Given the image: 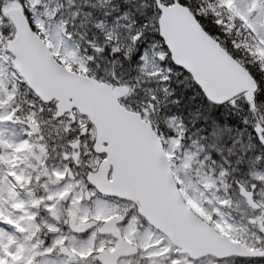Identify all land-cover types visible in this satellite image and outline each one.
Masks as SVG:
<instances>
[{
  "label": "rangeland",
  "instance_id": "1",
  "mask_svg": "<svg viewBox=\"0 0 264 264\" xmlns=\"http://www.w3.org/2000/svg\"><path fill=\"white\" fill-rule=\"evenodd\" d=\"M172 1L166 0L168 4L172 3ZM14 2V0H6L5 5H2V14L5 17L10 7L17 6V4L13 5ZM26 3L31 10L37 28L48 39L55 56L68 69H76L77 72L83 75L103 82L108 80L106 78L113 74L118 81L136 89L132 92L133 96L130 101L136 105L139 112L143 113L146 121L154 129H156L158 124L165 128L167 133L163 130V133L160 134L166 144L165 150L171 160L172 171L180 184V188L188 200L203 211L205 216L211 221L212 227L217 232L230 233V237L235 240L240 238L241 230L249 231L248 223L244 225L243 220L257 218V216L252 214L251 210L240 204L242 211L239 214L238 221L242 227H239V224H234V221L216 203L212 194L205 191L204 185H208V183L204 182L202 184L196 181L188 172L192 153L179 148L178 141L173 133V131H178V129H176V125L173 122H168L170 118L174 119V117V120L178 121L177 117L184 116L185 111L176 104L175 96L178 95L172 92L168 82L169 74L164 67L168 60L161 63V59L156 58L159 56L158 54H151L152 51L163 52L165 49L160 48V46L163 47L164 45H162L159 38L153 35L152 31L146 32V26L152 21L150 12L142 17L144 19V21L141 20L143 24L137 26L135 24L137 22L135 13L131 9L121 7L115 19L94 23V26L99 29L100 33H98L91 30V21L88 22V20L84 19L76 7L67 0H58L56 2H51L50 0H26ZM97 3L110 7H117L120 4L118 0H97ZM239 9L245 20L253 18L251 23L258 31L262 49H264V9L257 6L255 0H242ZM254 10H257V14L255 17H251V13ZM158 18L159 14L155 13L153 20H158ZM142 26L145 29H142ZM1 33L3 37L0 35V39L4 47L0 44V139L9 144L11 149L9 151L0 150V161L4 162L10 169L9 172L3 173L0 186V264L7 263L6 256L3 255L4 252H7L11 257L10 264L22 263L20 262L22 244L20 245V237H18L14 229V224L19 222V217L22 214V209L20 208L21 199L16 188L18 183L13 178L15 180H24L26 183L30 182L32 174L26 172L25 168L18 164L20 159L18 150L26 140L29 141L31 139H33L32 144L39 150L37 162L41 164L42 169L40 167L34 168L39 172V176L42 177L40 185L43 197H39L33 189H30L28 190L29 202L30 204H38V207L42 203L41 206L49 212V216L44 218L43 223L51 230V234H55H47V238H40L42 245L46 247L44 253H42L43 255H41L40 264H74L73 261L68 262L70 260L65 262L61 258L52 257L53 252L55 253L66 243V246H69L68 248L73 249L74 252L87 253L90 249V243L95 241L94 235L91 234L87 240L81 241L71 235L69 231L63 235L58 234L57 224L50 218V214L53 212L57 213L62 224L63 218L60 213V206L62 207V205H56L57 203L49 205L47 199L58 198L62 201L65 192L73 191L72 197L66 203L68 217L75 218L80 222L88 215L90 209L85 205L84 199L80 198V194L74 184L68 181L65 169L70 164H74L72 157L75 155L78 156V164L73 169L82 170L84 166H88L92 170L97 168L100 158L96 157L92 150L90 151V143L94 141L95 132L88 125L87 118L77 112H74L75 122H72L68 116L57 118L54 104L48 106L40 105L38 99L32 98L28 105H23L17 101L16 91L4 88L6 66L2 61V55L6 54V49L4 48L12 40L14 32L8 24L3 25L1 23ZM137 33L139 35L144 34L142 41L147 44V47L142 52L139 51L135 58L123 60L120 57L111 62V60L106 59V56L112 59L114 54L112 50L108 49V52L102 51L101 53L97 51L98 48L103 50L108 45V42L113 40L118 41L125 50L135 49L133 40ZM9 58L11 57L9 56ZM171 70L175 73L176 69L172 67ZM173 79H175V82H173L175 85L184 86L180 78L175 77ZM189 89L191 94L197 95L191 86ZM196 100L201 102L199 97ZM5 103L16 104L13 108L16 110L18 118L9 121L12 113L4 109L3 104ZM257 107L264 109V105L258 99ZM161 108H165L163 113H161ZM250 110L251 108L244 105L242 101H237L231 107H226L222 112L219 111V114L223 116V114L233 113L232 117L234 119L247 125L250 121ZM163 122L167 123L168 126L163 125ZM46 127L51 128L58 136H65L64 140L60 139L53 146V151H56V148L59 147L63 151V158L70 154L71 160L62 162L60 159L51 165L44 163L50 149L48 142L54 141L52 131L42 134V129L45 130ZM71 128L76 130L78 135L70 133ZM76 143H79L80 146L73 149L72 145ZM249 174L248 172L247 175ZM256 175L258 176L256 173L252 177ZM260 178H264V176H260ZM256 181L257 178H252L250 189L255 191L257 200L264 210V182L257 186ZM245 185L248 186V183L246 182ZM226 187L230 191L229 187ZM212 191L214 192V187H212ZM108 204V202L102 200L95 201L93 214L97 217H105L109 209ZM236 216L234 215V217ZM137 221L139 220L137 219ZM133 224L135 228L127 229V233L133 242L138 240L139 244H142L143 253L135 259L126 260L123 261L124 263L120 262V264H159L160 255H165L169 250L167 244L164 241L161 243L159 234H154V231L146 225L140 226L136 222ZM131 231H134L135 234L131 233ZM44 239L47 240L44 241ZM47 241L48 243H46ZM160 243L162 247L156 248ZM94 244V248L89 252L90 254L96 253V251L99 252L100 248H112L114 246L111 241L101 239H96ZM155 250H157V253ZM172 254L171 250L165 256V259L171 264H188L186 259H184L185 261L181 258L175 259L176 257L173 258ZM46 255H49L50 258ZM163 259L164 256H162ZM92 261L94 262V260H91L88 264H94ZM79 264L82 263L80 262ZM200 264H214V262L212 259H205Z\"/></svg>",
  "mask_w": 264,
  "mask_h": 264
},
{
  "label": "water",
  "instance_id": "2",
  "mask_svg": "<svg viewBox=\"0 0 264 264\" xmlns=\"http://www.w3.org/2000/svg\"><path fill=\"white\" fill-rule=\"evenodd\" d=\"M156 1L163 12L161 34L175 63L192 73L207 97L221 104L247 91L246 99L252 102L256 82L203 31L190 10L177 2L173 7H165L160 0ZM9 17L17 35L8 50L15 55L14 65L31 88L47 102L56 99L61 115L77 108L97 127L96 151L109 157L99 172L90 177L99 191L135 201L140 213L153 226L194 258L207 254L219 258L242 255L236 244L221 239L185 208L158 137L139 116L127 113L119 105L118 99L125 94V89L113 91L106 84L61 67L31 30L20 9L10 10ZM104 143L108 146L104 147ZM111 167L114 181L109 182ZM241 194L258 208L252 193L242 188ZM183 218L185 221L179 222ZM135 251L119 245L114 261L103 260V263L115 264L120 256Z\"/></svg>",
  "mask_w": 264,
  "mask_h": 264
},
{
  "label": "trees",
  "instance_id": "3",
  "mask_svg": "<svg viewBox=\"0 0 264 264\" xmlns=\"http://www.w3.org/2000/svg\"><path fill=\"white\" fill-rule=\"evenodd\" d=\"M21 1V0H16ZM77 4L80 10L86 13L97 14L99 10L90 2V6L84 4L85 0H72ZM238 0H192L189 7L193 10L196 16L201 21L204 28L223 45L236 59H238L253 75L259 85V101L264 104V53L257 47L256 35L254 30L249 27L242 19L237 9ZM143 4L136 3L139 8ZM147 5V4H146ZM151 11L154 5L149 4ZM166 58H168L166 56ZM19 83H22L19 81ZM23 84V83H22ZM26 92L31 93L26 89ZM183 98V96H181ZM184 99V98H183ZM196 116L203 115L202 112L196 111ZM258 120H264V113H261ZM219 114H214L213 119L219 120ZM223 129V126H220ZM219 130L218 133H220ZM229 136H224L219 139V145L216 149H209L202 163L207 168L216 171L223 182L229 180L231 172L234 168L241 169V175L246 176V169L252 168L249 164V158L244 156L238 148H228ZM253 147L262 151V146L258 139L252 141ZM264 154V153H263ZM224 160V165L227 166L224 172L218 169L216 159ZM224 167V166H223ZM253 169V168H252ZM204 170H200V173ZM254 171L264 175V156L259 159L257 167ZM215 173V174H217ZM243 176V177H244ZM230 205H225L229 211H233L237 206L234 199L228 202ZM232 205V206H231Z\"/></svg>",
  "mask_w": 264,
  "mask_h": 264
},
{
  "label": "bare ground",
  "instance_id": "4",
  "mask_svg": "<svg viewBox=\"0 0 264 264\" xmlns=\"http://www.w3.org/2000/svg\"><path fill=\"white\" fill-rule=\"evenodd\" d=\"M182 105L185 108H188L190 110H193L194 108L192 107L194 105V101L192 99H186L184 101H182ZM168 214L165 213V216H167ZM185 221V219L183 218V220H179V222Z\"/></svg>",
  "mask_w": 264,
  "mask_h": 264
},
{
  "label": "flooded vegetation",
  "instance_id": "5",
  "mask_svg": "<svg viewBox=\"0 0 264 264\" xmlns=\"http://www.w3.org/2000/svg\"><path fill=\"white\" fill-rule=\"evenodd\" d=\"M243 234H245V232ZM238 261H236L234 259H227V260L223 261L222 263L223 264H232V263H235V262H238ZM241 262H243L244 264L248 263L247 261H243V260ZM191 264H193V263H191ZM248 264H251V262H249Z\"/></svg>",
  "mask_w": 264,
  "mask_h": 264
}]
</instances>
